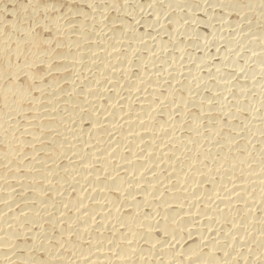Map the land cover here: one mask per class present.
I'll return each instance as SVG.
<instances>
[{"label": "bare ground", "instance_id": "bare-ground-1", "mask_svg": "<svg viewBox=\"0 0 264 264\" xmlns=\"http://www.w3.org/2000/svg\"><path fill=\"white\" fill-rule=\"evenodd\" d=\"M0 264H264V0H0Z\"/></svg>", "mask_w": 264, "mask_h": 264}, {"label": "rangeland", "instance_id": "rangeland-1", "mask_svg": "<svg viewBox=\"0 0 264 264\" xmlns=\"http://www.w3.org/2000/svg\"><path fill=\"white\" fill-rule=\"evenodd\" d=\"M205 41H207L208 43H211L212 42V39L210 38V42H209V39L208 40H205ZM212 44V43H211ZM262 77V75H259V77L258 78H261Z\"/></svg>", "mask_w": 264, "mask_h": 264}]
</instances>
